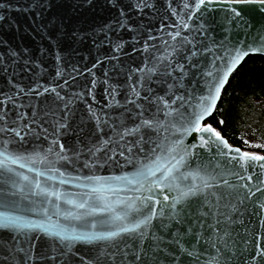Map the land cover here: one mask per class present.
<instances>
[{"label":"snow or ice","instance_id":"1","mask_svg":"<svg viewBox=\"0 0 264 264\" xmlns=\"http://www.w3.org/2000/svg\"><path fill=\"white\" fill-rule=\"evenodd\" d=\"M107 2L115 6L119 0ZM238 2L182 0L179 11L170 6L176 19L168 27L175 31L166 32L168 39L159 44L145 43L143 50L151 51L141 65L122 68L118 75L123 80L110 82L106 71L102 81L89 82L84 94L92 96L99 85L107 103L98 111L88 108L92 134L78 139L71 150L58 137L66 131L65 110L80 93L65 100L57 88L68 80L47 87L8 81L10 90H0V208L19 209L23 201L28 203L24 214L0 211V230H5L0 232V264H71L77 244L89 246L88 257L79 256L80 264H235L237 257L241 264H264V233L254 232L249 244L236 228L242 223L240 208L249 202L258 222H264V155L232 147L204 122L216 108L229 74L248 54L224 41L217 45L205 16L219 8L222 23L239 24L240 11L229 6ZM242 2L264 11V0ZM136 7L152 5L138 0ZM158 39L151 33L146 38ZM256 43L260 47L250 51L264 50V34L257 33ZM121 47L117 43L113 53ZM15 57L12 52L9 59L19 63ZM4 60L0 57V70L8 72ZM33 94L44 97L42 106L30 102ZM41 137L48 142L46 148L36 143ZM188 137L191 142L186 144ZM201 149L210 155L204 156ZM61 161L90 172L61 171ZM37 162L47 167L30 166ZM108 163L130 166V171L107 177L91 172ZM10 165L35 172L36 178ZM54 180L80 191L53 189L47 182ZM17 195L19 202L13 199ZM61 202L69 207L61 208ZM28 214L41 219L34 221ZM36 239L48 245L39 254L34 253Z\"/></svg>","mask_w":264,"mask_h":264},{"label":"water","instance_id":"2","mask_svg":"<svg viewBox=\"0 0 264 264\" xmlns=\"http://www.w3.org/2000/svg\"><path fill=\"white\" fill-rule=\"evenodd\" d=\"M147 2L152 7L138 9L136 7L138 0H119L115 6L107 0H0V57L5 58L2 67L9 68L8 72L0 70V90L4 92L10 90L9 80L21 87H27L33 83L46 87L50 84L55 86L68 80V84L64 88H57V91L65 96V100L74 92H79L80 99L74 100L65 110L67 116L62 122L66 124V131L62 130L63 134L58 138L60 144L69 150L73 149L78 139L86 140L92 134L93 124L87 119L88 108L93 107L98 111L103 104L107 103L103 99V89L99 85L94 89L92 96L84 94L87 87H90L89 82L93 78L102 81L106 71L111 78L110 82L123 80L125 77L118 75L120 70L141 65L145 56L151 51L150 48L147 52L143 50L145 43L159 44L162 40L168 39L166 32L175 31V28L168 27L176 19L170 6L179 11L182 0H147ZM183 2L192 3L194 0H183ZM229 6L240 11L239 24L235 21L222 23L224 12L219 8L205 16L209 22V34L217 41V45L224 41L225 44L229 46L234 44L248 53L229 74L227 81L246 57L252 55L264 57V50L259 52L249 50L250 47H260L259 43L253 44V38L257 33L264 34V11H261L256 4H246L242 0ZM161 28L163 30L158 32ZM149 33L159 39L147 41ZM117 43H122L121 50L119 53H113L112 48ZM12 52L16 53L15 59L19 63H13L9 59ZM221 55L226 53L221 52ZM113 56L118 58L109 59ZM97 60L101 63L96 64ZM94 64L95 67H93ZM57 73L60 74L59 77ZM93 97L95 104H93ZM24 99L26 103L29 102L28 99ZM43 100L44 97L37 98L33 94L30 102L42 106ZM60 117L61 113L58 111L57 118ZM190 142L191 137H188L185 143ZM36 143L46 148L48 142L41 137ZM26 148L31 150V145H26ZM199 151L204 156L210 155L204 153L202 149ZM51 158L55 159V157ZM83 161L82 156L79 163L82 164ZM30 166L40 170L47 167L42 162ZM10 167L36 178L35 172L29 173L26 169L16 168L15 165ZM57 168L61 171L70 170L73 175L77 171L84 175L90 172L89 169L81 168L76 163L69 166L63 161L57 164ZM127 171H130V166L120 167L115 163L91 169L94 174L105 177L121 175ZM39 179L44 182V177ZM47 183L51 188H59L62 192L80 191L72 185H60L56 180ZM13 199L19 202L20 196L17 195ZM32 199L39 198L32 197ZM27 203V200L23 201L19 209L9 207L0 208V211L6 210L14 215L24 214V205ZM52 203H55L54 198L49 201V205L51 206ZM60 206L61 208L69 207L62 202ZM28 215L34 221L41 219ZM240 216L242 223H237L236 228L240 232V237H247L250 244L254 232L255 234L264 233V222H258L250 202L241 206ZM72 223L78 222L72 221ZM4 231L0 230V232ZM240 237L237 239L240 240ZM47 246L44 239H36L34 253H42ZM243 247L244 244L241 241L240 248ZM73 251L77 253V256L72 259L71 264H80L79 256L87 258L89 246L77 244ZM35 264H51V261L37 260ZM235 264H241L240 257L236 258Z\"/></svg>","mask_w":264,"mask_h":264},{"label":"trees","instance_id":"3","mask_svg":"<svg viewBox=\"0 0 264 264\" xmlns=\"http://www.w3.org/2000/svg\"><path fill=\"white\" fill-rule=\"evenodd\" d=\"M220 120L223 125L218 123ZM205 123L220 131L231 146L264 155L263 56L246 57L231 74L213 114ZM244 140L249 144L245 145Z\"/></svg>","mask_w":264,"mask_h":264},{"label":"rangeland","instance_id":"4","mask_svg":"<svg viewBox=\"0 0 264 264\" xmlns=\"http://www.w3.org/2000/svg\"><path fill=\"white\" fill-rule=\"evenodd\" d=\"M249 153L258 154V153H255V152H249Z\"/></svg>","mask_w":264,"mask_h":264}]
</instances>
